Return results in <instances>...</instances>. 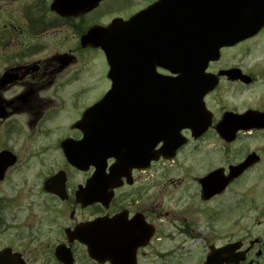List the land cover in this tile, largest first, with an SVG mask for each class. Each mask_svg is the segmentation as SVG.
<instances>
[{"label":"flooded vegetation","instance_id":"obj_1","mask_svg":"<svg viewBox=\"0 0 264 264\" xmlns=\"http://www.w3.org/2000/svg\"><path fill=\"white\" fill-rule=\"evenodd\" d=\"M31 1L34 4L26 8L27 13L8 16L17 17L19 24L6 20L0 26L22 39L16 41L17 49L6 54L0 46V62L4 64L0 72V264H143L141 259L147 257V249L158 262L170 257L178 260L184 244L171 249L161 247L174 238L169 226L176 235L186 236L197 221L199 207L216 223L224 211L231 214L239 208L254 209L255 185L254 180H248V174L262 165L259 177L264 185V146L252 149L256 135L264 138V104L241 110L235 104L239 101L235 94L234 103L224 99L226 90L219 93L220 106L215 111L209 104L213 93L223 86L241 92L259 80L241 65L219 64L222 51L230 47L220 50L219 60L209 62L206 72L219 74L237 68L248 76V82L219 76L215 88L204 96L211 114L208 127L198 138L184 130L187 142L176 151L178 154L191 142L205 143L206 138H213L210 153L217 155L218 163L195 176L194 195L171 196L170 190L160 188L166 186V181L160 184L159 179L166 174L162 166L173 162L176 154L170 161L159 158L148 168L138 169L137 164L122 163L123 153L117 149L121 144L137 143V132L147 137L165 127L167 120L159 115L164 108L153 99L160 76L174 79V72L160 66L153 54L141 53L138 78H112L104 53L95 45L106 32L92 39L90 34L96 29L105 30L115 19L128 20L159 0H138L125 14L119 12L120 8L128 2L132 6L133 0H99L94 6H74L66 14L53 6L55 0ZM112 12L119 14L110 15ZM158 17L156 13L140 21V30L158 36L164 30L152 23ZM172 28L170 19L167 31ZM144 42L146 47L141 50L157 51V39L147 38ZM96 52L105 61L106 88L97 85L101 77L96 80L94 76ZM115 84L129 87L122 93H113ZM95 86L101 87L97 96ZM107 94L111 96L105 104L108 114L99 121L103 125H95L94 115L85 114ZM120 101L128 113L119 112ZM248 112L252 115L244 119L242 116ZM96 147L110 149L104 160L96 158ZM252 154L256 157L248 166L243 170L235 168ZM214 170L219 175L203 189L198 179ZM224 181L227 184L222 189ZM184 198H192L191 213L186 210L173 214L174 209L182 208ZM259 212L257 224L263 230L260 237L248 233L222 242L221 235H214L215 241L208 248L234 243L236 259H242L230 264H264V200ZM138 233L142 235L139 246ZM198 237L196 234L191 239ZM208 248L199 264H206ZM146 264L151 263L146 260Z\"/></svg>","mask_w":264,"mask_h":264},{"label":"water","instance_id":"obj_2","mask_svg":"<svg viewBox=\"0 0 264 264\" xmlns=\"http://www.w3.org/2000/svg\"><path fill=\"white\" fill-rule=\"evenodd\" d=\"M98 1L56 0L54 5L61 13L66 14L74 6H85L88 3L94 6ZM197 5L198 10L201 8L207 10L206 18L204 15L192 14L190 16ZM154 11L159 13L164 24L152 21L154 26L158 25L160 29L164 27V30L159 31V37L155 38L162 42L163 46V49L158 51V55L166 59L169 56L174 65V73L178 74L174 81L160 86L165 88L164 92L168 88L174 90V95L171 96L174 98V124L170 126L169 131L158 133V136H155L151 147L157 141L164 140V145L159 151L154 153L151 147L140 148L138 144V153L132 155L134 160L138 161V167L142 164L147 165L159 154L163 156L172 154L185 142L180 135L182 129L190 128L194 135H198L206 128L208 114L202 99L208 91L215 87L218 79L215 75L204 73L208 62L218 59V51L221 47L249 38L264 26V0H161L144 12L136 14L129 21L115 20L107 29L102 30L106 32V35L102 41L95 42V45L101 46L105 52L112 78L129 77V71H134L138 64H136L138 62V21L143 15L141 21H144L147 18L146 15L153 14ZM161 12H164V15H161ZM170 19L173 22V28L170 31L175 30L171 43L170 38L165 35L168 32L167 24L170 23ZM125 26L127 27L124 28ZM143 35L149 34L143 30ZM131 55L132 58L129 60ZM164 66L167 67V64ZM220 74L227 75L230 79L245 77L241 76L236 69L222 71ZM118 87H122L120 91L122 93L127 91L129 86ZM165 100H167L166 95ZM101 103L95 105L94 110L100 112ZM250 115L252 113L248 112L242 117L247 119ZM128 147L119 148L123 152L122 163L124 164L128 162L125 153ZM139 241L138 236V244ZM235 248L236 245L230 244L212 250L211 258L207 259L206 264L236 262L233 253Z\"/></svg>","mask_w":264,"mask_h":264},{"label":"rangeland","instance_id":"obj_3","mask_svg":"<svg viewBox=\"0 0 264 264\" xmlns=\"http://www.w3.org/2000/svg\"><path fill=\"white\" fill-rule=\"evenodd\" d=\"M130 2H128L129 4ZM34 1L31 0H0V26L4 24L7 20V23L19 24V19L17 17H8L9 15L24 14L27 7H32ZM126 4L120 8V13H127L129 10L138 4V0L131 1L132 6ZM119 14L118 12H112V14ZM5 16V17H4ZM8 28L0 27V46L4 47V54L7 52H12L18 48L16 41L22 42L20 35H12L8 32ZM1 53V52H0ZM3 56V53H1ZM94 76L96 80H99L97 85L107 87V81L105 78V61L103 55L100 52L95 53L94 58ZM220 65H241L246 72L253 73L254 76H258V82L252 86V88L247 89V91H236L232 86L225 87L223 86L209 99L210 108L213 111L216 110V106L219 103L218 95L222 94L224 90V99L234 103V94L238 96L239 101L235 104L241 106V110L245 109L248 106H258L264 104L262 102V94L264 93V29L253 38H249L242 43H239L235 46H232L228 49H224L219 60ZM4 67L3 62H0V72H2ZM104 72V77L102 79ZM263 79V82L261 81ZM97 82V81H96ZM98 86V87H99ZM95 86L94 94L97 96L98 92L101 90ZM223 96V95H222ZM237 99V98H236ZM229 107V106H228ZM232 108H236L233 105ZM205 143L203 141L199 143L191 142L189 145L185 146L178 154H176L175 160L172 162H167L164 166L166 173L164 176H160L159 183L166 181L165 188L171 191V196H192L194 195V190L197 189L195 183V176H199L208 170L210 167L216 166L217 155L210 153L211 146L210 143L215 142L213 138H206ZM252 149L257 151V148H262L264 146V138L256 135L254 140H252ZM205 151L208 153L205 154ZM215 150H213L214 152ZM206 156V158H204ZM262 166V165H261ZM261 166H257L248 174V180H254L255 191V207L253 210H248L246 208H239L235 212L224 211L222 217L220 215L219 221L216 223L211 221L206 214H202L204 211H201L199 207V213L195 216L197 220L194 225L191 227L189 233L186 236L176 235L172 228L169 226V232L174 237L169 238L167 241L163 242L161 247L171 249L172 247L184 244L185 248L181 250V256L178 260L174 258H169L166 261H159L155 255H150V249L146 250L147 257H142L141 262L146 264V260L149 263L153 264H199L201 256L207 250L208 244L214 242V235L222 237V242L231 240L234 237H246L250 233L251 237H260L262 233V225L257 224V220L261 218L259 208L264 200V185L262 178L259 177L261 174ZM156 168H159L157 166ZM152 172V171H151ZM163 172H159L161 174ZM152 175L149 177L151 178ZM155 174L150 183L153 184L155 180ZM180 191L185 193L182 195ZM162 194L165 196L164 199L167 201L168 196L166 190L163 189ZM227 197V192L223 196L225 200ZM190 199H185L181 202L182 208L179 207L173 210V214L178 212H186L190 214L193 207L190 206ZM167 204V203H163ZM190 206V208H188ZM167 208H162L166 210ZM174 215H170V218ZM188 221V220H187ZM199 234L198 238L191 239L194 235ZM206 242V244H205ZM198 248V249H197ZM162 262V263H161Z\"/></svg>","mask_w":264,"mask_h":264}]
</instances>
